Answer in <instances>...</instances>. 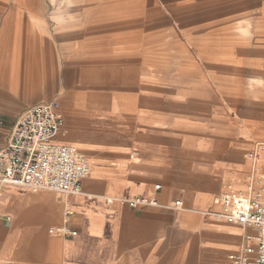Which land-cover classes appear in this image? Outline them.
<instances>
[{"label": "crops", "instance_id": "0c3cea01", "mask_svg": "<svg viewBox=\"0 0 264 264\" xmlns=\"http://www.w3.org/2000/svg\"><path fill=\"white\" fill-rule=\"evenodd\" d=\"M47 1L0 0L11 7L0 22V147L29 107L55 102L64 123L53 141L81 148L91 171L72 196L0 183V264H234L246 230L209 212L226 185L245 184L248 154L264 141L184 129L192 122L170 116L163 93L134 88L109 54L80 56L74 74L67 49L118 44L122 34L94 29L123 24L127 12L96 5L83 22L57 18L50 34L36 27ZM142 197L157 206L131 202ZM63 227L76 235L51 232Z\"/></svg>", "mask_w": 264, "mask_h": 264}, {"label": "rangeland", "instance_id": "374dc122", "mask_svg": "<svg viewBox=\"0 0 264 264\" xmlns=\"http://www.w3.org/2000/svg\"><path fill=\"white\" fill-rule=\"evenodd\" d=\"M109 2L123 4L124 23L108 21L94 30H114L123 38L98 51L80 53L77 44L67 49L68 58L77 57L70 66L74 74L86 64L80 56L101 61L109 54L120 60L116 68L131 74L134 88L163 93L171 101L170 116L192 122L184 129L203 134L226 128L264 141V0H48L36 27L52 34L57 18L83 22L89 8ZM9 9L0 8V22Z\"/></svg>", "mask_w": 264, "mask_h": 264}, {"label": "built area", "instance_id": "2783aa9c", "mask_svg": "<svg viewBox=\"0 0 264 264\" xmlns=\"http://www.w3.org/2000/svg\"><path fill=\"white\" fill-rule=\"evenodd\" d=\"M20 118L8 142L0 147V183L31 190L48 189L69 196L78 194L91 164L78 148L53 141L63 122L57 104L33 105ZM259 153H264V144L248 154L255 164L246 178V187L226 185L214 200L220 210L209 212L246 230L240 251L233 258L235 264H264V170L258 166ZM131 202L157 206L155 199L147 197ZM54 231L76 235L66 227L51 229Z\"/></svg>", "mask_w": 264, "mask_h": 264}, {"label": "bare ground", "instance_id": "6f19581e", "mask_svg": "<svg viewBox=\"0 0 264 264\" xmlns=\"http://www.w3.org/2000/svg\"><path fill=\"white\" fill-rule=\"evenodd\" d=\"M57 110H58V107H57ZM61 116V115H60ZM62 119H63V117H62ZM62 124H63V122H62ZM62 126V125H61ZM61 128V127H60ZM76 148V147H75ZM79 149V148H78ZM80 150V149H79ZM81 151V150H80ZM246 187V185L245 184H243V186L242 187H240V188H245ZM242 246V245H241ZM241 248V247H240ZM240 248L238 249V251L237 252H234L233 254H231V256H230V260H232V262L235 264V262L233 261V258L235 257V256H237L238 255V253H239V251H240Z\"/></svg>", "mask_w": 264, "mask_h": 264}]
</instances>
